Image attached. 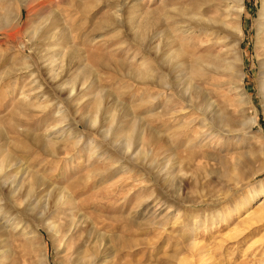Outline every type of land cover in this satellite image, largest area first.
Segmentation results:
<instances>
[{
    "label": "rangeland",
    "instance_id": "obj_1",
    "mask_svg": "<svg viewBox=\"0 0 264 264\" xmlns=\"http://www.w3.org/2000/svg\"><path fill=\"white\" fill-rule=\"evenodd\" d=\"M240 4L0 0V264H264V0Z\"/></svg>",
    "mask_w": 264,
    "mask_h": 264
},
{
    "label": "bare ground",
    "instance_id": "obj_2",
    "mask_svg": "<svg viewBox=\"0 0 264 264\" xmlns=\"http://www.w3.org/2000/svg\"><path fill=\"white\" fill-rule=\"evenodd\" d=\"M25 1V0H24ZM131 1H135V0H131ZM241 1L242 0H234V7H233V11H234V13H237V12H239V10L241 11L242 10V5L240 4L241 3ZM130 4H131V2H130ZM140 6V5H139ZM19 7V9H18V11H15L14 13H13V17H14V19H15V27H16V29L18 30V32H21L24 28L22 27V14H23V9L22 8H25L26 10H31L30 8H31V6L28 4V3H22V5H21V7L20 6H18ZM17 10V9H16ZM30 12V11H29ZM11 14V13H10ZM12 15V14H11ZM263 15H264V10H263ZM11 17V16H10ZM12 17V18H13ZM13 21V20H12ZM5 22H9L8 21V19H7V21H5ZM11 23V22H10ZM107 23H108V20H107ZM105 24V23H104ZM104 24H102L101 25V27L100 28H104L103 26H105ZM23 26H24V24H23ZM12 29V28H11ZM101 30V29H100ZM8 33H9V31H8ZM12 33V32H11ZM10 33V34H11ZM240 34H241V32H240ZM10 36V35H9ZM20 37V36H19ZM59 37H65L64 36V34H63V32L61 33V35L59 36ZM67 38V37H66ZM65 38V39H66ZM237 38H239V35H235V38L234 39H237ZM60 39V38H59ZM219 39V38H218ZM58 40V39H57ZM238 40V39H237ZM237 40H236V43L234 44V45H229V47L227 48V50L225 51V54L227 55V60L229 59V57L230 58H232V60L230 61V68L231 67H233V64L234 63H236V62H238V61H241L242 62V60H241V58L238 56V54H239V50H238V47L240 46V44H238L237 43ZM16 42V41H15ZM20 47H21V45H19ZM23 48H25V47H23ZM21 49V48H20ZM72 49V48H71ZM22 50H24V49H22ZM70 51V50H69ZM65 52H66V50H64L63 52H61V54H60V57L55 61L56 63H58L60 60L61 61H64L63 59H70V60H72V59H74V58H76V57H81V53L80 52H76V51H74V50H71V53H66L65 54ZM4 57V56H3ZM94 58H95V56H93ZM93 57H91V59L93 58ZM93 58V59H94ZM99 58V56L97 57L96 56V63H100V65L102 64L103 65V67H105L108 63H107V61L103 58V57H101L100 59H98ZM30 59V58H29ZM95 59L93 60V61H95ZM92 61V60H91ZM54 62V61H53ZM239 63V62H238ZM48 65V64H47ZM52 66V67H51ZM51 66H50V68L48 69V71H50V70H52V71H55V69H54V66L52 65V62H51ZM102 67V66H101ZM239 67V66H238ZM22 71H24V70H22ZM27 71V70H26ZM61 81H62V79H61ZM60 81V82H61ZM69 90V91H68ZM67 90V93L69 94V96H68V101L70 102V104L72 105L73 103H75L76 104V106H79L80 104L77 102L78 101V99H79V97H80V94L81 93H78L79 91H77L76 92V88L73 86L71 89H68ZM243 96V95H242ZM78 108V107H77ZM76 108V109H77ZM96 121V120H95ZM97 121H98V119H97ZM97 121L95 122V123H97ZM98 124V123H97ZM101 124V123H100ZM102 125V124H101ZM103 126V125H102ZM99 128V127H98ZM101 128V127H100ZM77 137H79V138H83L81 135H78ZM39 139V138H38ZM37 139V140H38ZM139 143H141V142H139ZM44 144V143H43ZM54 144V143H53ZM56 144V143H55ZM52 145V144H51ZM80 144H77V146H79ZM137 145V144H136ZM52 146H54V145H52ZM76 146V147H77ZM127 146V147H126ZM126 146H120L123 150L124 149H127V151H126V153L128 154L129 152H130V150H133V144L132 143H129L128 145H126ZM138 146H139V144H138ZM126 147V148H125ZM104 148V147H103ZM120 148V149H121ZM93 149V148H92ZM92 149H90L89 151H92ZM101 150V149H100ZM104 150V149H103ZM95 151V150H94ZM103 152V151H102ZM55 153V152H54ZM105 153V152H104ZM56 155V154H55ZM91 155L92 156H95V152H91ZM100 155V157L101 156H103V154H99ZM105 155V154H104ZM106 156V155H105ZM91 159H92V157H91ZM109 159V158H108ZM89 161V160H88ZM117 164V163H116ZM94 175V174H93ZM261 195H262V198H261V203L259 204V206L255 209V211H253L254 213H252L253 215H254V218H251V217H249V221H250V219H254L255 220V217L257 218V216L259 217V218H264V190H262L261 191ZM255 197H259V195H257V193H255V196H253V199H255ZM251 202V201H250ZM251 213H249V215H250ZM252 214H251V216H252ZM248 217V216H247ZM247 219V218H246ZM248 220V219H247ZM259 221H260V219H259ZM18 224V223H17ZM16 224V225H17ZM18 227H19V225H17ZM16 226V227H17ZM58 226V225H57ZM15 227V228H16ZM23 228H24V226H23ZM51 229L53 230V232H54V235L56 234H58L59 232H58V230H56L57 229V227L54 225L53 227H52V225H51ZM27 235H29V232H27L26 231V229H24V231H23V233H22V236H25L26 238H27V240L28 241H30V239H29V237H27ZM84 258H88V257H86V256H84Z\"/></svg>",
    "mask_w": 264,
    "mask_h": 264
}]
</instances>
